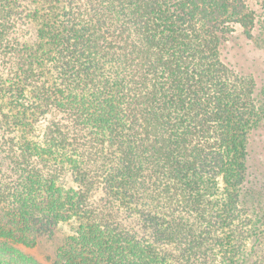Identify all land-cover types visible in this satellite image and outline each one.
<instances>
[{
  "label": "trees",
  "instance_id": "1",
  "mask_svg": "<svg viewBox=\"0 0 264 264\" xmlns=\"http://www.w3.org/2000/svg\"><path fill=\"white\" fill-rule=\"evenodd\" d=\"M248 41L264 0H0V264H264Z\"/></svg>",
  "mask_w": 264,
  "mask_h": 264
},
{
  "label": "rangeland",
  "instance_id": "2",
  "mask_svg": "<svg viewBox=\"0 0 264 264\" xmlns=\"http://www.w3.org/2000/svg\"><path fill=\"white\" fill-rule=\"evenodd\" d=\"M253 1V0H252ZM245 49V59L248 62V65H250L253 69H257L260 73L264 72V47L262 48L255 44V42H245L243 44ZM243 50V49H242ZM258 66V67H257ZM261 76H264V73L261 74ZM260 76V78H262ZM259 144L262 145V150L264 151V131L260 138H258ZM260 145V146H261ZM264 154V152H263ZM259 161H264V155L259 157ZM253 179L257 182L256 184L259 186H264V178L261 177L259 174L255 173L253 176ZM70 232L69 226H64L62 229H60V232H58L57 237H62L64 234H68ZM47 245V246H46ZM53 245L50 243H43L35 248L32 249H26V252L30 255L34 256L41 264H50L51 260H48L49 256L52 254Z\"/></svg>",
  "mask_w": 264,
  "mask_h": 264
}]
</instances>
